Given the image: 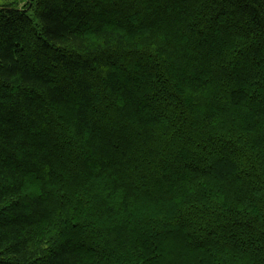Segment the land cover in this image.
<instances>
[{"label": "trees", "instance_id": "trees-1", "mask_svg": "<svg viewBox=\"0 0 264 264\" xmlns=\"http://www.w3.org/2000/svg\"><path fill=\"white\" fill-rule=\"evenodd\" d=\"M0 264H264V0H0Z\"/></svg>", "mask_w": 264, "mask_h": 264}]
</instances>
